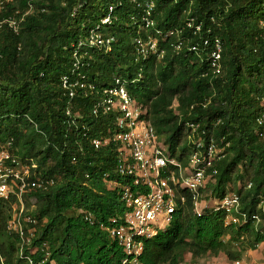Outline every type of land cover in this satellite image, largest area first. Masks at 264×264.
Listing matches in <instances>:
<instances>
[{"label": "trees", "instance_id": "obj_1", "mask_svg": "<svg viewBox=\"0 0 264 264\" xmlns=\"http://www.w3.org/2000/svg\"><path fill=\"white\" fill-rule=\"evenodd\" d=\"M147 1L13 0L0 7V18L20 21L18 32L6 25L0 35V145L14 139L15 154L55 180L49 190L33 193L35 243L48 242L51 252L44 263V251L34 254L35 264H120L125 257L108 232L79 212L88 210L103 222L125 213L121 189L112 187L113 181L126 182L116 170L119 144L92 143L114 132L116 116L92 113L95 94L70 98L64 76L82 73L98 88L125 81L133 98L147 106L159 138L184 163L194 146L189 123L199 124L198 137L224 150L202 189L206 199L212 204L237 192L242 211L258 212L264 197V137L256 132L264 113V0H155V26L149 29L140 26ZM112 6V21L103 24ZM191 19L202 25L199 33L188 26ZM98 26L115 38L111 50L87 43ZM138 36L156 38L165 55L138 59ZM215 38L222 43L220 73L209 58ZM179 41L183 49L176 52ZM193 45L199 49L191 50ZM77 49L83 66L75 71ZM185 193L188 199L170 227L146 241L142 264H182L190 256L234 260L264 244L262 224L227 226L226 211L213 205L197 214ZM10 216L9 202L0 201L4 264H30L7 232Z\"/></svg>", "mask_w": 264, "mask_h": 264}, {"label": "built area", "instance_id": "obj_2", "mask_svg": "<svg viewBox=\"0 0 264 264\" xmlns=\"http://www.w3.org/2000/svg\"><path fill=\"white\" fill-rule=\"evenodd\" d=\"M11 1L13 0H0V4L3 7L4 3ZM146 6L145 15L140 19V26L149 29L155 26L154 20L150 17L155 7V0L147 1ZM33 7V4H30V9L26 14L31 12ZM113 10L114 7H110V14L102 20L103 24L112 21ZM133 19L136 21V17ZM261 24L264 28V21ZM6 25L18 32L20 21L16 16L0 18V35ZM188 26L194 27L195 33H199L202 29V25L195 24L194 19L189 21ZM99 28L100 26L91 30L87 43L91 46H104L111 50L115 38L106 37ZM134 43L138 59H146L151 54L157 55L158 58L165 55V50L159 47L157 39L152 36L147 38L138 36ZM209 43V39L205 38L204 46ZM83 45L84 43L80 42L79 46ZM182 49V41L175 44L176 52H180ZM190 49L197 51L199 46L193 45ZM79 55L77 49L75 51V71L80 70L83 66ZM209 55L214 72L220 73L222 43L219 38H215L214 47ZM63 87L67 90L70 98H76L79 95H97L98 98L92 106L94 115L113 114L116 116L114 132L95 138L92 143L96 148L110 142L119 144V162L116 170L120 176L126 179V182L113 181L112 187L121 189L122 201L126 207L125 213L103 222L88 210L81 209L79 212L89 223L97 222L100 228L108 232L110 237L123 248L125 257L120 264H142L141 258L145 252L146 241L170 227L176 213L181 210L188 199L185 191L190 193L197 214H202L207 207L213 205L215 210L226 211L225 224L227 226H239L252 220L258 227L260 224L263 225L262 232L264 233V218L262 217L264 215V197L260 198L258 212L252 216L242 211L241 198L237 192L229 193L212 204L207 203L203 207H199L200 200H207V194L203 193L202 189L217 172L213 166L216 161L224 157V150L218 147L214 140L198 137L199 124L189 123L192 129L190 140L194 146L188 162L184 163L172 155L170 150L169 153L164 152L166 144L158 143L159 136L156 129L147 118V106L138 103L133 98L122 79L117 78L113 85L98 88L84 74L79 73L76 77L64 76ZM68 114L72 115L70 108H68ZM257 123L256 132L259 136L264 137V113L257 118ZM14 148V139L0 145V201L9 202L11 205L7 232L18 239L19 256L30 264H35L34 254L44 251L45 256L41 260L44 263L49 259L51 252L48 242H44L42 245L35 243L39 235V219L34 213L37 208V200L33 193L49 190L55 185V180L41 177L36 173L38 164L24 162L15 154ZM32 174H35V177ZM4 259L0 251V264H4ZM200 259L204 260L200 261ZM182 264L258 263L242 256L234 260L191 258Z\"/></svg>", "mask_w": 264, "mask_h": 264}, {"label": "rangeland", "instance_id": "obj_3", "mask_svg": "<svg viewBox=\"0 0 264 264\" xmlns=\"http://www.w3.org/2000/svg\"><path fill=\"white\" fill-rule=\"evenodd\" d=\"M0 7H2L1 4H0ZM158 143L159 144H163L164 143V139L163 138H158ZM164 152L169 153V147L167 145L164 146ZM207 203H211V202L209 200H204V201L200 200L199 207H203ZM225 240H228V236L225 238ZM243 256L244 257H248L249 260H252L255 263L264 264V244L257 245L256 249L245 251ZM191 258H192V256L188 257L187 259H191ZM205 259H207V258H205ZM202 260H204V259H200V261H202ZM219 260H223V257H219Z\"/></svg>", "mask_w": 264, "mask_h": 264}]
</instances>
